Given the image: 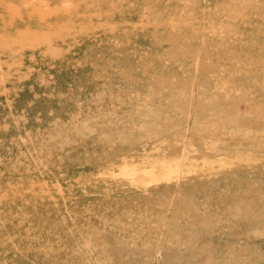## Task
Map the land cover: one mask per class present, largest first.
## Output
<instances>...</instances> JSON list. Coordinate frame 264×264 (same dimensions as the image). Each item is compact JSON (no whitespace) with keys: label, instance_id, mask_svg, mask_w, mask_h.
<instances>
[{"label":"rangeland","instance_id":"obj_1","mask_svg":"<svg viewBox=\"0 0 264 264\" xmlns=\"http://www.w3.org/2000/svg\"><path fill=\"white\" fill-rule=\"evenodd\" d=\"M0 264H264V0H0Z\"/></svg>","mask_w":264,"mask_h":264},{"label":"bare ground","instance_id":"obj_2","mask_svg":"<svg viewBox=\"0 0 264 264\" xmlns=\"http://www.w3.org/2000/svg\"><path fill=\"white\" fill-rule=\"evenodd\" d=\"M172 159V158H171ZM170 159V160H171ZM179 158H177V160H178ZM127 166H129V164L128 163H125V164H123L122 165V167L125 169ZM179 167V166H178ZM136 168H138V169H141V167H139V166H137ZM181 168V167H180ZM141 172H143L142 170H141ZM144 173H145V171H144ZM156 180H157V175H156Z\"/></svg>","mask_w":264,"mask_h":264}]
</instances>
